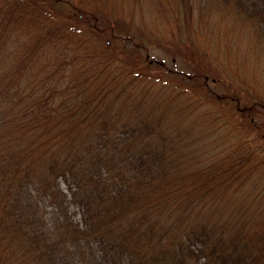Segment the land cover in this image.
Returning a JSON list of instances; mask_svg holds the SVG:
<instances>
[{"label": "trees", "instance_id": "1", "mask_svg": "<svg viewBox=\"0 0 264 264\" xmlns=\"http://www.w3.org/2000/svg\"><path fill=\"white\" fill-rule=\"evenodd\" d=\"M90 1L0 0V264H264V100L210 90L194 63L193 102L213 105L207 160L160 111L109 116L131 66ZM221 1L264 35V0ZM139 62L155 84L158 60Z\"/></svg>", "mask_w": 264, "mask_h": 264}, {"label": "rangeland", "instance_id": "2", "mask_svg": "<svg viewBox=\"0 0 264 264\" xmlns=\"http://www.w3.org/2000/svg\"><path fill=\"white\" fill-rule=\"evenodd\" d=\"M190 1L191 14L181 0H92L89 7L100 16L101 35L106 40L111 36L107 34L109 27L114 30L115 41L108 43L106 51L124 52L121 61L131 66L123 67L121 86L115 85L109 94L114 105L109 116H116L114 113L120 110L129 114L132 105L140 103L143 116L150 121L160 111L166 119L171 118L183 128H189L185 138H189L186 141L190 145H182L181 150L195 151L200 160H207L218 151L207 146L212 138H205L210 132L211 117L204 112L212 113L213 105L203 99L200 103L193 102L196 97L194 87L199 86L195 79L186 75L197 72L194 63L198 59L207 60L205 68L210 90L216 93L242 90L239 94L241 104L258 99L257 94L264 100V35L257 36L254 23L248 19L240 21L235 9L226 7L221 0ZM52 6L62 13L71 8L62 1ZM127 34L129 38L125 37ZM146 55L158 60L153 65L158 78L151 76L155 84L146 81L145 70L140 69L139 61ZM182 88L185 89L183 95L174 94H179ZM120 90L124 93L116 96ZM168 99L171 104L167 103ZM197 104L202 110L194 107ZM164 105H171L170 111L160 110L159 106ZM184 105L187 109L182 114ZM216 107L221 114L231 115L233 102H220ZM130 116L123 118L132 120L133 116ZM257 116L264 118V113ZM61 185L69 192L62 178ZM70 211L76 216V206L71 205Z\"/></svg>", "mask_w": 264, "mask_h": 264}]
</instances>
